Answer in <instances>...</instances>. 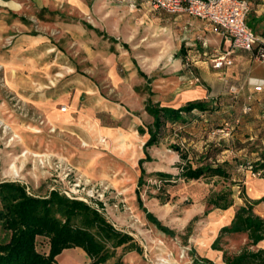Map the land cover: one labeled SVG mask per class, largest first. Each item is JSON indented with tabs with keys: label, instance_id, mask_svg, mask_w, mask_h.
<instances>
[{
	"label": "rangeland",
	"instance_id": "1",
	"mask_svg": "<svg viewBox=\"0 0 264 264\" xmlns=\"http://www.w3.org/2000/svg\"><path fill=\"white\" fill-rule=\"evenodd\" d=\"M12 1L19 5L14 10L16 17L30 27L29 32L17 36L44 39L48 45L38 53L43 62L41 66L30 70L48 74L56 83L52 87L47 83L49 78H45V88H35L29 97L25 96V90L11 89L12 75L17 76V86L24 89L23 78L32 72L19 66L18 70L11 68L5 55H9L15 38L6 35L0 40V119H5L22 136L21 142L12 141L13 131L0 128V182L18 181L40 197L47 196L54 187L65 197L68 193L101 203L100 210L108 221L133 237L142 249L138 253L118 248L105 264H196L194 261L198 259L223 264V253L234 255L247 247L245 235L219 236V231L230 224L243 202L240 192L246 187L244 180L248 176L262 178V173L253 172L251 167L264 156V96L252 94L242 79L246 68L237 66L236 60L222 70L213 68L211 60L221 51H214L208 41V49L202 48L207 49L202 57L204 63L198 68L190 60L181 61L182 33L190 31L193 39L197 33L219 29L197 17L188 18L199 26L187 22L181 29L175 16L151 8L148 0H78L76 4H63L57 10L40 9L28 0ZM247 24L255 32L248 15ZM240 54L249 60L253 56L241 52L234 55ZM253 61L247 63L248 68ZM137 67L149 81L139 75ZM58 74L63 77L57 78ZM82 83L96 86L95 98L88 92H80ZM188 92H193V96L179 99ZM53 99L58 110L66 108L60 113L72 120H78V114L85 113L81 126L86 130L87 120L100 122L98 126L107 133L97 135L96 142L101 141L107 147L97 142L91 149L102 154L99 162L94 163L84 153L88 146L83 143L88 142L81 128L71 133L60 131L46 115L47 107L43 104ZM148 100L174 108L187 101L208 103L207 110L185 115L184 122L167 123L158 144L149 149L151 161L143 164L145 185L139 192L144 207L172 230L173 236L146 220L134 194L133 212L131 202L119 192V176H109L103 168H112L117 161L124 163L115 152L120 146L133 144L138 151L143 148L148 139L146 130L152 122L144 110ZM31 128L40 133H34ZM48 139L54 151L41 147L40 144L49 143ZM172 145L188 154L193 167L227 162L229 166L225 169L230 178L208 175L196 181L184 180L179 177L182 163ZM26 150L30 154L22 157ZM48 153L49 159L32 156ZM11 162L19 170L17 177L6 173ZM126 169L128 173L132 170L140 175L139 166ZM158 173L171 176L162 178ZM76 185H80V191ZM82 187L86 195L81 194ZM137 189L136 182L135 192ZM222 190L233 192V205L225 211L209 207L207 199ZM243 193L250 194L247 188ZM8 237L0 226V243ZM216 239V248H213ZM36 243L39 252L47 250V239L37 238ZM66 255H61L58 263L72 264L70 259L65 260Z\"/></svg>",
	"mask_w": 264,
	"mask_h": 264
},
{
	"label": "trees",
	"instance_id": "2",
	"mask_svg": "<svg viewBox=\"0 0 264 264\" xmlns=\"http://www.w3.org/2000/svg\"><path fill=\"white\" fill-rule=\"evenodd\" d=\"M87 27L92 29L89 25ZM133 63L136 65L134 60ZM137 71L141 77L149 81L140 68L137 67ZM207 109L208 103L200 100L188 101L178 108L160 106L151 100L145 105L144 110L152 118V122L146 131L148 139L143 145L144 158L138 161L140 176L136 196L146 220L166 235L173 236L174 232L162 225L153 213L144 207L139 192L145 185L146 170L143 164L151 161L149 149L158 144L167 123L184 122L185 115ZM138 131L145 133L143 129ZM171 147L181 160L179 177L184 180L196 181L208 175L225 180L230 178L225 169V166H229L227 162L222 165L201 164L193 167L185 151L176 145ZM251 168L253 172L260 171L264 179V156ZM158 174L162 178L171 176L165 173ZM244 190L243 187L240 192L243 205L236 210L230 224L220 229L219 236L245 235L248 246L234 255L223 253V264H264V249L251 248L264 241V218L253 212L255 205L264 202V197L249 200L243 193ZM0 205V226L9 236L6 242L0 243V264H54L62 251L71 248L82 249L90 259L88 264H105L114 257L118 248L142 252L133 237L115 228L102 212L82 201L68 199L58 191H51L47 196L40 197L28 194L25 186L18 181H3L0 182ZM207 205L225 211L233 205V192L222 190L213 193L207 199ZM99 206L102 208L101 203ZM37 238L48 240L47 252L37 250ZM217 239L212 244L213 248H216ZM194 262L216 264L208 259H198Z\"/></svg>",
	"mask_w": 264,
	"mask_h": 264
},
{
	"label": "crops",
	"instance_id": "3",
	"mask_svg": "<svg viewBox=\"0 0 264 264\" xmlns=\"http://www.w3.org/2000/svg\"><path fill=\"white\" fill-rule=\"evenodd\" d=\"M1 1L4 3L12 2V0H1ZM28 2H33L34 4L38 5L40 9L57 10L58 7H60L63 4H76L78 0H28ZM249 8H250V12L248 13V16L251 19L254 25V28H255V32L254 31L253 32L259 38L260 42L264 45V0H249ZM14 10L16 9H13L11 7H8L7 5H4L3 3H0V40L3 39L6 35L13 36L15 38L13 42V46L10 49L11 51L9 55H5L6 57H8V61H7L8 65L11 68L15 67L16 70H18L17 69L18 66L19 68H24L27 71H29L31 68H34V67H35L34 69H36L37 67H40L41 64L43 63V62L41 63L38 53L45 51L48 45L46 43V40L44 41V39L40 40L39 38L38 40L36 38H33L30 35L17 36L18 33L29 32L30 27L27 26L25 23L21 22L19 20L20 18L18 19L16 17V13L14 12ZM188 17H191V16H175V19L178 21V25L180 26L181 29L183 27L185 28V24L187 22H190L194 24L195 26H199L198 23H196L194 20ZM184 33H182L183 34V36L181 37L182 43L180 45L181 46L180 51L182 54L181 61H183V59H186V61L190 60L193 62V64L197 68L199 64L204 63L202 57L207 54L206 50L208 49L207 48L208 42L210 46L213 47L214 51L216 52L226 50L229 46L228 43L223 39L221 32L214 30V29L213 30L210 29L206 32H202L201 35H199L200 33H197L198 34L197 36H202L205 39H202V37L200 39V37H197V36L196 38L192 39L191 35H189L190 31L187 33L188 35L186 34V32ZM203 47L207 49L203 51L202 49ZM252 57L253 56L250 55V60H249L247 57L241 56V54L236 55V56L234 55L233 64H234V60H236L237 62H239L237 66L239 67L244 66V68H246V71L244 72L242 79H244L248 83L249 90L252 92V94L254 93L255 96L260 95L261 97H263L264 96V63L261 62L262 63L261 64V63H257L256 61H253ZM250 61H253V62L251 63L250 68H248L249 65H247V63ZM30 71L32 72V70ZM37 71L40 72L41 70L37 69ZM32 73L31 75H28L27 77L24 76L23 78V84L25 85L24 89L21 86L20 88L17 86L18 84V82L16 81L17 76L13 77L14 75H12L10 88L14 89L16 92L17 91L22 92L23 90H25L24 93H25V96L27 97L32 95V92H34L35 88L37 90H40V89L42 90V88L46 85V84L44 85V83H46L45 78L47 79L49 78L48 74H44L41 72L40 73L32 72ZM48 81L47 83L50 84L51 79L49 78ZM20 83H22V81ZM13 84L15 86H13ZM255 86H262V89L260 91H254ZM78 89H80V92H85V93L88 92L90 97L93 96L95 98L96 91H97L96 86L91 87L90 85L82 83ZM132 89L133 88H131V90ZM28 90H31V94H27L29 93ZM40 103L42 104L43 101H40ZM43 105L47 107L46 115H48L52 119V121L54 122V125L60 131H66L67 133H71V131H75V130L80 131L79 128H81V130L84 132L82 133L81 131V133L84 135V139H86L88 142L87 143L88 149H85L84 153L88 154V157L90 158L89 160H95L93 161L94 163L99 162L98 159L102 157V154L94 152L95 150L91 151V149L94 147V145L97 146V142H98V141L96 142L97 135L107 133L104 130V128H101L100 126H98V123L100 122L97 119L87 120L89 127H88V130H86L85 127L81 126V123H83L86 117L85 113L78 114V118H76L78 120H75V119L72 120V117H70L69 115L60 113L62 111L57 109V102L55 99L45 101ZM94 112H95V109H94ZM49 140L50 139H48V141ZM57 140L61 141L59 137H57ZM32 144L35 145V143L33 142ZM44 144L43 143L40 144L41 147L47 146V148L54 151L53 146L50 143V141L49 143H47V145H44ZM124 150L125 151L123 155L120 154L119 150L115 151L116 154H118L117 156L123 159L124 163H122V165L120 161H117L116 166L114 164L112 168L105 167V166L103 167L104 170L108 171L107 174L109 173V176H113L114 178L116 176H119V181H120L121 175L128 173L127 172L128 170L126 169V167L129 169L137 168L138 161L141 159L142 155L144 154L143 148H141V150L138 151L137 146H133V144L132 145L127 144L124 147ZM132 153L136 154V161L134 165L131 162H129V158L131 157ZM96 155H98V157H95ZM139 174H140V169H139ZM127 175L134 177L135 187H136V182H138V178H139L138 176L140 175H137V173L133 172L132 170ZM245 184H246L245 189L247 188L250 192L248 196L246 193V197L249 200H258L264 197V179L263 178L255 177V176L253 177L248 176L246 180H244L243 182L244 186ZM135 187L133 191L134 195H136ZM242 205H243V202L240 206ZM253 212L257 216L264 218V202H261L255 205L253 208ZM252 248L253 249H264V241L259 242L255 247H252ZM44 252H47V250H44ZM63 254H67L65 260L67 261L70 259V261H72L71 262L72 264L90 263V259L87 257V255L82 249L80 248L72 249L71 248V249H66L62 251L61 254H59L56 257V262L54 264H60L58 263V260L61 255L63 256ZM68 262L69 261H67L65 264H67Z\"/></svg>",
	"mask_w": 264,
	"mask_h": 264
},
{
	"label": "built area",
	"instance_id": "4",
	"mask_svg": "<svg viewBox=\"0 0 264 264\" xmlns=\"http://www.w3.org/2000/svg\"><path fill=\"white\" fill-rule=\"evenodd\" d=\"M151 8L163 11L173 16H191L208 21L219 29L228 48L214 55L211 60L215 69L222 70L233 65V57L237 52L251 53L255 60L264 62V45L247 24L249 0H148ZM262 86H255L254 91H260ZM233 92L237 89L231 88ZM66 108L62 107L61 111ZM80 191V185H76ZM82 193L85 187H82ZM28 194H32L26 188ZM51 191H56L54 187ZM77 191V192H78ZM68 199L82 201L91 207L103 209L99 203H93L86 197L65 193Z\"/></svg>",
	"mask_w": 264,
	"mask_h": 264
},
{
	"label": "bare ground",
	"instance_id": "5",
	"mask_svg": "<svg viewBox=\"0 0 264 264\" xmlns=\"http://www.w3.org/2000/svg\"><path fill=\"white\" fill-rule=\"evenodd\" d=\"M0 3H3L4 5H7L8 7H11L13 9H18L19 8V5L15 2H2L0 0ZM56 77H63L62 74H58L56 75ZM55 81L51 80L50 81V84L52 85V87L55 86ZM42 88V87H41ZM193 92H188V93H183L179 99H185V98H190L192 97L193 95ZM4 107V106H3ZM2 107H0L1 109ZM1 112V111H0ZM5 112V111H4ZM3 128L5 131H8V130H12L13 131V136L11 138V140L13 141L14 139H17L19 142L22 141V136L20 134H18L16 132V130L14 128H12V126L7 123L5 121V119H0V128ZM31 131H33L34 133H40L39 130H37L36 128H31ZM99 145L101 146H104V147H107V144H102L101 141H98ZM83 146H87V143H83ZM120 154L123 155L124 154V147L122 146L120 149ZM26 154H30V151L29 150H26L24 151V153L22 154V157H24ZM33 157L35 158H45V159H49L51 157V154L48 153V154H43V155H39V154H33L32 155ZM95 157H98V155H96ZM135 161H136V154L132 153L131 157L129 158V162H131L133 165L135 164ZM6 173L9 175V176H14V177H17L18 174H19V170L16 169V166L14 164V162H11V163H8V168H7V171ZM128 173L124 174V175H121V178H120V181H119V186H120V190L119 192L123 195V197L126 199V201L128 202H131V205H132V208L131 210L134 212L135 211V202H132V199H133V191H134V187H135V179L134 177L132 176H128L127 175ZM7 175V176H8Z\"/></svg>",
	"mask_w": 264,
	"mask_h": 264
}]
</instances>
